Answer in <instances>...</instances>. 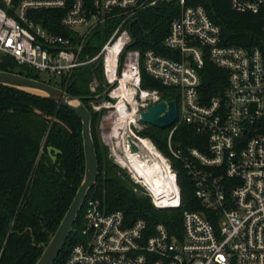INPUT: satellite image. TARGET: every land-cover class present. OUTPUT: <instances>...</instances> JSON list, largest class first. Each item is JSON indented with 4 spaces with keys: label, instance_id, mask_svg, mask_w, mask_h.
<instances>
[{
    "label": "built area",
    "instance_id": "built-area-1",
    "mask_svg": "<svg viewBox=\"0 0 264 264\" xmlns=\"http://www.w3.org/2000/svg\"><path fill=\"white\" fill-rule=\"evenodd\" d=\"M227 1L237 13H260L264 34V0ZM166 3L178 9L162 38L168 54L131 47V23L143 9ZM93 41L101 44L90 55ZM4 57L46 72L57 83L66 81L76 67L101 61L105 95L115 99L109 116H114L118 100L124 110L133 112L126 135L137 147L146 141L137 132L147 125L139 112L168 100L159 89L140 86V71L174 89L177 120L166 139L169 156L149 143L158 152L162 167L156 173L164 185L154 188L128 164L119 163L124 153L115 162L127 169L155 209H172L180 206L181 194L169 158L176 159L190 178L201 209H183L176 234L161 221L149 229L143 218L127 222L121 210L105 211L98 198L84 199L81 240L71 245L62 264H264L260 49L225 44L219 25L196 0H0V61ZM205 61L226 72L222 90L209 97L199 89ZM122 78L131 100L113 93ZM177 123L188 124L204 137L201 149L172 146L170 136ZM4 241L5 236L0 255Z\"/></svg>",
    "mask_w": 264,
    "mask_h": 264
},
{
    "label": "trees",
    "instance_id": "trees-1",
    "mask_svg": "<svg viewBox=\"0 0 264 264\" xmlns=\"http://www.w3.org/2000/svg\"><path fill=\"white\" fill-rule=\"evenodd\" d=\"M197 2L206 9L211 21L219 25L225 44L256 47L264 55L263 22L260 13H237L231 9L227 0H196ZM177 12L178 9L171 3L146 8L140 12L130 25L133 41L131 47L140 51L153 49L167 55V50L162 46V38L167 33L169 21ZM100 44L99 41H93L88 47L89 54L96 52ZM0 69L38 79L23 71V67L8 57L1 59ZM140 72L141 87L159 89L164 99L175 97L172 87H163L145 71ZM200 75L199 89L204 97L222 90L226 78L223 69L205 61ZM91 76L100 80L94 91L89 88ZM101 79H104L101 61H97L76 67L66 81L58 84L60 89L70 95L80 97L90 113V134L96 152L98 172L85 200L98 198L105 211L121 210L127 222L143 218L150 229L157 221H161L170 233L180 234L181 211L187 208L201 209L192 193L191 180L180 162L169 158L176 170L181 193L180 206L155 209L148 197L132 191L129 179H121L116 175L120 170L117 164L110 159L100 161V150L107 152L106 147L98 149L93 137L100 112L91 109L88 103L104 91ZM103 97L108 98L105 94ZM80 129V119L67 107L58 105L47 97L0 84V241L7 234L0 264H34L65 214L84 172ZM168 131L169 128L147 124L137 133L165 156H169L166 147ZM170 138L172 146L183 151L187 147L201 149V142L204 140L191 126L183 123H177ZM47 146L58 152L47 151ZM78 219L79 213L65 245L52 264H62L71 245L80 240L76 235L77 230L74 229Z\"/></svg>",
    "mask_w": 264,
    "mask_h": 264
},
{
    "label": "water",
    "instance_id": "water-1",
    "mask_svg": "<svg viewBox=\"0 0 264 264\" xmlns=\"http://www.w3.org/2000/svg\"><path fill=\"white\" fill-rule=\"evenodd\" d=\"M0 84L18 88L26 92L47 97L58 105H63L71 110L81 121L80 135L82 137V150L84 157V172L81 182L77 187L73 198L65 210V214L59 221L56 229L43 246L40 254L34 264H52L59 252L65 245L67 236L69 235L72 224L76 219L80 207L85 199L87 191L94 185L98 172L96 161V152L94 150L92 136L90 134V113L86 106L82 104L80 97H75L67 93L64 89H60L52 84L45 83L33 77H27L18 73L0 69ZM34 90L38 91L35 92ZM96 97V96H95ZM139 118L142 123L155 126L158 128H170L177 120L176 101L174 99L159 100L154 105L139 112ZM130 152H138L139 148L132 141L129 134L125 136ZM52 150L54 153L58 151L51 146H47V151ZM54 158V155H51ZM178 208V207H175Z\"/></svg>",
    "mask_w": 264,
    "mask_h": 264
},
{
    "label": "rangeland",
    "instance_id": "rangeland-1",
    "mask_svg": "<svg viewBox=\"0 0 264 264\" xmlns=\"http://www.w3.org/2000/svg\"><path fill=\"white\" fill-rule=\"evenodd\" d=\"M143 11H144V9H143ZM23 69H24L23 71H26L29 75H35L41 81H44V82L49 81L50 84H52L56 87H58V84H60L57 82L50 81L48 78V74L46 72L41 73V72H35L32 69L29 70L28 68H23ZM99 81H100L99 78H96V76H91V80H90L91 83L89 85H93L95 87L99 83ZM104 85H105L104 79H101V86L104 87ZM99 94L101 96L100 95L96 96V98L94 100H92L88 103L90 105L91 109H93L97 112H100V115L98 116V118H97L98 120H97L95 127H94L95 129L93 132V137H94L95 143L97 144L98 149H101V147H106V149H107V152H105L104 149L100 150V152H99V156L101 158L100 161L102 162L103 159H106V160L110 159V161H112L113 163L116 164L115 159H116L117 155L120 154V147H118V143L121 141L120 137L123 135V133L127 132V129H128L127 126L128 125L126 122L125 128L123 129L125 131L120 130V131H118L119 133L116 135L111 134L112 130L116 126L117 120H115V118L112 115L109 116V113L114 109V108L109 107V106L111 104H114L113 102H115V99L114 98L111 99L108 95H107V97H108L107 99L104 98L103 97V94H105L104 91L100 92ZM147 142H149V141H147ZM149 143H151V142H149ZM126 170H127L126 168L122 169L120 167V170H118L116 172V175L119 176L121 179H126V178L129 179L131 184L128 183V185L130 184L129 186L132 189V191H134L137 194H141L142 193L141 190L139 189V187L137 185H135L131 181ZM103 174L104 173L102 172V175ZM82 222H83V205H81V207H80L79 219L77 220V222L74 226V229L77 230L76 235L80 238V240H81V232L80 231L82 228ZM6 235L7 234L4 235L5 238H6Z\"/></svg>",
    "mask_w": 264,
    "mask_h": 264
},
{
    "label": "bare ground",
    "instance_id": "bare-ground-1",
    "mask_svg": "<svg viewBox=\"0 0 264 264\" xmlns=\"http://www.w3.org/2000/svg\"><path fill=\"white\" fill-rule=\"evenodd\" d=\"M112 59H108L107 63L109 66L112 65ZM127 75V73H126ZM108 76L110 78L113 77V73L110 71ZM125 79L122 78L120 81V86L114 90L113 93H116L118 97H125L126 99L131 100L130 90L124 84ZM35 92H38L34 90ZM133 112H129L124 110L123 103L121 100L117 101L116 110L113 113V117L117 120L116 126L112 130L113 135L118 134L120 130L125 128V123L129 120L133 122L132 114ZM125 131V130H123ZM126 132L120 137L121 141L118 143V147H120V152L124 153L123 155L127 157L120 158L119 163L128 164L134 171L141 174L147 181L154 187H162L164 184L162 183L161 178L156 173L158 170L161 169V163L159 160V155L157 150L152 148L150 144H148L145 140L142 143H139V152H130L129 149L126 147L125 141ZM123 144V145H122ZM143 154V155H142Z\"/></svg>",
    "mask_w": 264,
    "mask_h": 264
}]
</instances>
